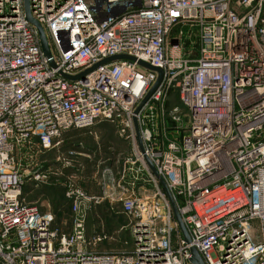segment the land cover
I'll return each mask as SVG.
<instances>
[{"label": "built area", "instance_id": "1", "mask_svg": "<svg viewBox=\"0 0 264 264\" xmlns=\"http://www.w3.org/2000/svg\"><path fill=\"white\" fill-rule=\"evenodd\" d=\"M28 2L49 59L23 0H0V264H191L190 247L204 264H264V0ZM118 55L134 61L63 77ZM139 61L162 77L135 113L157 79ZM101 121L127 145L121 169L102 176L99 195L63 176L60 232L24 195L26 173L64 134ZM65 154L55 161L66 173L79 164L71 156L88 158ZM102 201L120 206L128 246L99 250L113 236L87 235L86 212Z\"/></svg>", "mask_w": 264, "mask_h": 264}, {"label": "rangeland", "instance_id": "2", "mask_svg": "<svg viewBox=\"0 0 264 264\" xmlns=\"http://www.w3.org/2000/svg\"><path fill=\"white\" fill-rule=\"evenodd\" d=\"M85 1L87 4L93 3V0ZM81 131L85 133L80 138L82 144L79 145V148L83 149L81 152L85 151L86 153H91L89 158L91 159V162H96L97 164L99 163V171L97 170V172H95L96 175L94 176L97 178L100 177V169H102L105 164L108 165L109 162L110 164H113L112 169L109 172L112 175H116L117 172L121 169V159L126 153L125 151L127 150V145L117 139L114 127L106 121H101L100 123L93 125V127L85 128ZM62 137L60 139L58 149H54L48 153L39 155L37 165L34 168H30L26 173L24 191L27 194L28 199L38 201L39 204L43 203L42 208L44 209H52L54 205L51 202H54L56 207L59 208L60 205L64 206V208L67 207V209H64V211L66 210V212L61 218H59V222L66 221V224L69 225L67 219L70 214V210L68 205H65L62 200L63 176L71 174L74 181H76L80 186L83 184V180H86V165L83 160L84 158H82L81 156H71L76 164H79H77L74 169L67 170L68 172L66 173V169L62 168L61 163L55 161V158L57 156H67L65 152H62L59 149L62 143ZM98 145H104L108 147L112 145L111 148L113 149L112 151H114L113 156L111 154H108L109 150L105 154H102L101 157H98L97 153L95 155V152L93 150L97 149L99 147ZM116 148L120 153L124 152V154H121L119 156V152ZM119 160L120 162H118ZM59 172H62V177L60 176ZM95 192L97 193V195L99 194V190L95 189ZM92 194L93 193H91V195ZM85 218L87 235L89 237L93 233L98 232L100 231V229H102L104 232L112 235L114 238L113 240L105 242V244H103L102 246H99V250L121 249L122 247H126L131 243L129 234L125 231L120 230L121 226L127 224V220L122 214L119 205L109 204L107 201H102L98 204H90V209L86 212Z\"/></svg>", "mask_w": 264, "mask_h": 264}, {"label": "water", "instance_id": "3", "mask_svg": "<svg viewBox=\"0 0 264 264\" xmlns=\"http://www.w3.org/2000/svg\"><path fill=\"white\" fill-rule=\"evenodd\" d=\"M23 3H24L25 18L30 24H32L37 29L42 52H43L44 56L49 59L50 58V51H49V48H48V45H47V41H46V37H45L44 31H43L42 27L31 17L30 11H29V2H28V0H23ZM171 44L172 45H176L177 41L176 40H171ZM117 60L134 61V58L128 57V56H125V55H118V56L108 57V58L103 59L101 62L97 63L96 65H94L91 69L86 70V71H84V72H82V73H80V74H78L76 76L63 75V77L65 79H67V80H76L78 78L84 77L90 70L96 68L99 65L106 64V63L113 62V61H117ZM138 64L141 65L142 67L150 70V71L156 72L157 73V79H156L154 85L152 86V88L147 93V95L144 97V99L141 101V103L136 108L135 113H137L140 110L142 105L146 102V100L149 98V96L157 88V86L159 85V83L161 81V77H162L161 69L152 67V66H150V65H148V64H146L144 62H141V61H139ZM134 127H135V133H136V137H137V141H138V147H139L141 153H143L142 143H141L140 138H139V130H138V127H137V124H136L135 121H134ZM144 159H145L146 164L148 165L150 171L158 179L161 187L163 188V190H164V192H165V194H166V196L168 198V201L170 203V207H171V210H172V213H173L174 220H175V222L177 224V227H178V229H179V231H180V233H181V235L183 237L184 242L186 244H189L190 243L189 236H188L187 231L185 229V226H184V224H183V222L181 220V217H180V215L178 213L177 207H176L175 203L173 202V199H172V197L170 195V192L168 191V189L166 187V184H165L164 180L160 176H158V174H157L154 166L150 162V160L148 158H146V157H144ZM189 253H190L189 262L191 264H204L202 259H201V257L199 256V254L197 253V251H196V249L194 247H190Z\"/></svg>", "mask_w": 264, "mask_h": 264}, {"label": "trees", "instance_id": "4", "mask_svg": "<svg viewBox=\"0 0 264 264\" xmlns=\"http://www.w3.org/2000/svg\"><path fill=\"white\" fill-rule=\"evenodd\" d=\"M183 30L186 31L187 29L183 28ZM189 43H190V40L184 39L183 44H184V47H185V52L189 48ZM97 123H100V122H97ZM111 126H113V125L111 124ZM81 130L80 131L79 130H73V131H70V132L64 134L63 137H62V143H61V146H60L59 149L62 152H65V153L67 151H72V152L80 153V154H84V155L87 154V156H89L88 158L82 157V158H84L83 160H84L85 165H86V172H85L86 173V176H85L86 180H83V184H82L83 186L82 185H80V186L86 193L95 194L97 192V191L95 192V189L99 190V192L101 191L102 176H103V180H107L106 179V176L108 175L107 171H110L112 169L113 164L112 163L110 164V162H109L108 165L105 164L104 167L102 166L103 168L100 169V171H101L100 177L97 178V177L94 176V175H96L95 172H97V170L99 168V163L97 164L96 162H91V159H89L91 153H86L85 151L81 152L83 149L79 148V145L82 144V141H81L80 138H81L82 135L85 134ZM114 131H115V127H114ZM111 146L108 147V146L102 145V146H99L97 149H94L93 151L95 152V155L97 153L98 157H101L102 154H105L109 150L108 154H111L113 156L114 151H112L113 149L111 148ZM118 152H119V150H118ZM125 152H127V150ZM46 153H48V152H46ZM122 153L124 154V152H122ZM120 155H121V153L119 152V156ZM106 161H107V159H106ZM118 162H120V160ZM65 172H66V170H65ZM87 173H88V175H87ZM24 185H25V183H24ZM24 185H23V193L27 197V194L24 191ZM62 198H63L62 200L65 203V205H68V207H69L68 201L64 197V188H63V186H62ZM27 199H28V197H27ZM28 201H33V200L28 199ZM51 203L54 205V207L52 209H49V210L54 215V223H53L54 228H58L60 230V232L67 233L69 231V225L66 224L67 222L66 221L65 222L64 221L63 222L60 221L61 223L59 222V218H61L63 216V214L66 212V210L64 211V209H67V207L64 208V206L60 205V208H59V207H56L54 202H51ZM69 219H70V214H69L68 219H67L68 222H69ZM103 244H105V242L102 243L100 246H102Z\"/></svg>", "mask_w": 264, "mask_h": 264}, {"label": "crops", "instance_id": "5", "mask_svg": "<svg viewBox=\"0 0 264 264\" xmlns=\"http://www.w3.org/2000/svg\"><path fill=\"white\" fill-rule=\"evenodd\" d=\"M99 194H100V192H99ZM99 194H98V195H99ZM92 195H97V193H95V194H92Z\"/></svg>", "mask_w": 264, "mask_h": 264}]
</instances>
